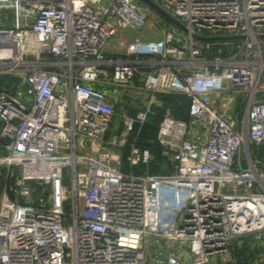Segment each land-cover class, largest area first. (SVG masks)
Wrapping results in <instances>:
<instances>
[{
    "label": "built area",
    "instance_id": "obj_1",
    "mask_svg": "<svg viewBox=\"0 0 264 264\" xmlns=\"http://www.w3.org/2000/svg\"><path fill=\"white\" fill-rule=\"evenodd\" d=\"M146 1L0 0V264H236L264 236V0ZM137 79L118 126L102 87ZM153 108L157 174L129 139Z\"/></svg>",
    "mask_w": 264,
    "mask_h": 264
},
{
    "label": "rangeland",
    "instance_id": "obj_2",
    "mask_svg": "<svg viewBox=\"0 0 264 264\" xmlns=\"http://www.w3.org/2000/svg\"><path fill=\"white\" fill-rule=\"evenodd\" d=\"M106 0H103L105 3ZM155 19L154 13L149 12L147 22L140 29V31L135 32L134 35L140 37L144 41H150L152 43H159L162 39L161 31L153 30L148 27V23ZM161 23H166V27L172 30V26L168 24L163 18L158 17ZM165 27V26H164ZM113 44H117L116 40H112ZM108 92L112 94H117V108L115 115V123L121 126L123 117H133L138 111L143 110L146 105V99L148 94L141 90V84L138 83L134 88H120L115 86L107 87ZM174 96V102H176L177 108L179 110L184 109L185 103H187L188 97L183 92H173L165 96ZM241 102H238L240 104ZM258 154H264L261 151ZM236 160L240 162H245L246 157L244 155L243 149H241L236 156ZM263 161V159L261 160ZM230 250L232 252L233 260L236 264H264V236L260 239L255 237H247L238 240L232 245H230ZM146 251V247H145Z\"/></svg>",
    "mask_w": 264,
    "mask_h": 264
},
{
    "label": "trees",
    "instance_id": "obj_3",
    "mask_svg": "<svg viewBox=\"0 0 264 264\" xmlns=\"http://www.w3.org/2000/svg\"><path fill=\"white\" fill-rule=\"evenodd\" d=\"M159 98L163 101V108L169 107L171 110V114L174 118L180 120H187V108L189 99H187V103H185V107L182 110H179L176 106V102H174V96H162ZM163 110L159 108H153V114L147 117V120L142 124H135L132 130V133L129 136L130 141H135L136 145L140 148H147L153 154V161L150 164L149 172L152 174L159 173V170L156 166V163L161 162V158L159 156L160 147L154 143V139L157 133V124L161 119ZM253 156L255 158L263 159L262 163L264 165V154H258L261 151L264 153V148H255L251 147Z\"/></svg>",
    "mask_w": 264,
    "mask_h": 264
},
{
    "label": "crops",
    "instance_id": "obj_4",
    "mask_svg": "<svg viewBox=\"0 0 264 264\" xmlns=\"http://www.w3.org/2000/svg\"><path fill=\"white\" fill-rule=\"evenodd\" d=\"M3 80H4V78H0V84L3 82ZM138 83H140V81L137 79L136 81H135V86H136V84H138ZM102 90H104L106 93H107V95L109 96V97H111V98H114V99H116V104H115V112H116V108H117V104H118V102H117V94H112V93H110V92H108V89H107V87H102ZM162 96H165V95H162ZM148 97H149V95H148ZM148 97H147V99H146V102H147V100H148ZM160 99V98H159ZM160 102H161V104H162V106H163V101L160 99ZM147 106V105H146ZM146 108V107H145ZM144 108V109H145ZM143 109V110H144ZM158 168V170H159V173H162L163 172V170H161L159 167H157ZM149 169H150V167H149ZM0 199H1V192H0Z\"/></svg>",
    "mask_w": 264,
    "mask_h": 264
},
{
    "label": "water",
    "instance_id": "obj_5",
    "mask_svg": "<svg viewBox=\"0 0 264 264\" xmlns=\"http://www.w3.org/2000/svg\"><path fill=\"white\" fill-rule=\"evenodd\" d=\"M144 2H147L146 0H144Z\"/></svg>",
    "mask_w": 264,
    "mask_h": 264
}]
</instances>
